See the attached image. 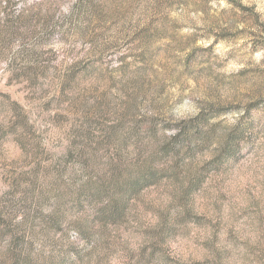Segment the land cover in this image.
<instances>
[{
	"label": "rangeland",
	"instance_id": "rangeland-1",
	"mask_svg": "<svg viewBox=\"0 0 264 264\" xmlns=\"http://www.w3.org/2000/svg\"><path fill=\"white\" fill-rule=\"evenodd\" d=\"M0 0V264H264V0Z\"/></svg>",
	"mask_w": 264,
	"mask_h": 264
},
{
	"label": "trees",
	"instance_id": "trees-1",
	"mask_svg": "<svg viewBox=\"0 0 264 264\" xmlns=\"http://www.w3.org/2000/svg\"><path fill=\"white\" fill-rule=\"evenodd\" d=\"M227 1H228V3H230V4L238 5V1H236V0H227Z\"/></svg>",
	"mask_w": 264,
	"mask_h": 264
}]
</instances>
